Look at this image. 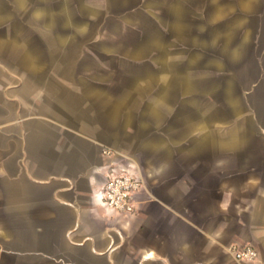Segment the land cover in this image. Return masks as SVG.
Returning a JSON list of instances; mask_svg holds the SVG:
<instances>
[{
  "label": "crops",
  "instance_id": "obj_1",
  "mask_svg": "<svg viewBox=\"0 0 264 264\" xmlns=\"http://www.w3.org/2000/svg\"><path fill=\"white\" fill-rule=\"evenodd\" d=\"M9 1L0 264L264 260V0ZM104 6L126 10L91 37ZM121 169L143 181L129 218L98 196Z\"/></svg>",
  "mask_w": 264,
  "mask_h": 264
},
{
  "label": "built area",
  "instance_id": "obj_2",
  "mask_svg": "<svg viewBox=\"0 0 264 264\" xmlns=\"http://www.w3.org/2000/svg\"><path fill=\"white\" fill-rule=\"evenodd\" d=\"M142 187L138 175L121 169L107 176L98 191L99 200L112 215L129 218L137 213L135 196ZM227 252L238 264H264L257 248L250 244L231 245Z\"/></svg>",
  "mask_w": 264,
  "mask_h": 264
},
{
  "label": "rangeland",
  "instance_id": "obj_3",
  "mask_svg": "<svg viewBox=\"0 0 264 264\" xmlns=\"http://www.w3.org/2000/svg\"><path fill=\"white\" fill-rule=\"evenodd\" d=\"M95 2H97L98 4H101L102 6L104 5V2L105 0H95ZM6 3H10L9 0H6ZM103 3V4H102ZM125 7H114L113 9L112 8H108L104 6V8H102V11L100 13V16L99 17H92V18H89V22H87V35L93 37H97V35L99 33H106V32H110L111 30V27L113 26V22L116 20V16H121L124 12H125ZM22 13H17L16 15L17 16H20ZM13 25L11 24H0V35L1 33H3L4 31L5 32H8L9 29L12 28ZM123 33H126L125 31ZM92 40H87L86 41V44L88 42H91ZM100 40H97L95 42H99ZM106 41H109V40H103L102 42H106ZM132 45L134 47H140L141 46V40L138 39V38H135L133 39L132 41ZM7 43H10L7 41ZM87 46H90V47H95V45H89L87 44Z\"/></svg>",
  "mask_w": 264,
  "mask_h": 264
}]
</instances>
